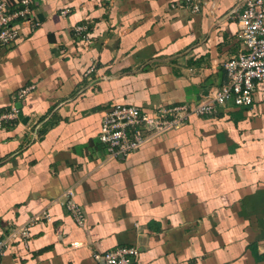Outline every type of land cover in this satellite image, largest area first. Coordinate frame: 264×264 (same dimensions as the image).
Listing matches in <instances>:
<instances>
[{
	"label": "crops",
	"instance_id": "obj_1",
	"mask_svg": "<svg viewBox=\"0 0 264 264\" xmlns=\"http://www.w3.org/2000/svg\"><path fill=\"white\" fill-rule=\"evenodd\" d=\"M181 1L29 0L0 47V114L30 87L0 124V236L48 218L0 264H97L120 246L138 248L134 264H264V81L249 106L193 116L123 158L96 137L111 103H190L225 81L245 0ZM67 189L82 226L60 204Z\"/></svg>",
	"mask_w": 264,
	"mask_h": 264
},
{
	"label": "built area",
	"instance_id": "obj_2",
	"mask_svg": "<svg viewBox=\"0 0 264 264\" xmlns=\"http://www.w3.org/2000/svg\"><path fill=\"white\" fill-rule=\"evenodd\" d=\"M28 2L20 0L22 7L9 10L7 3L0 0V47H9L17 39L14 22L27 17ZM179 7H187L193 12L200 9L197 0H182ZM236 19L242 49L224 61L226 79L218 87L200 93L190 103L155 108L118 102L110 104V108L101 117L96 135L98 142L104 146L107 159L123 158L156 136L180 127L193 116H215L223 107H246L252 103L255 84L264 81V0H245ZM76 30H81V27H76ZM29 89L27 86L17 91L10 110L0 114V124L17 117L19 110L16 102L24 98ZM74 195L72 189H67L60 204L75 223L82 226L85 213L74 200ZM42 217L48 218V213L43 211L0 236V257L16 240L27 241L30 237L29 227ZM138 252L136 246H120L104 252H93L92 256L97 264H134Z\"/></svg>",
	"mask_w": 264,
	"mask_h": 264
}]
</instances>
